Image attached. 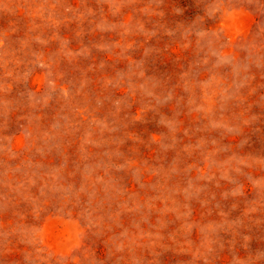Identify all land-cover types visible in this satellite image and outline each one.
<instances>
[{
  "label": "clouds",
  "instance_id": "obj_1",
  "mask_svg": "<svg viewBox=\"0 0 264 264\" xmlns=\"http://www.w3.org/2000/svg\"><path fill=\"white\" fill-rule=\"evenodd\" d=\"M0 264H264V0H0Z\"/></svg>",
  "mask_w": 264,
  "mask_h": 264
}]
</instances>
